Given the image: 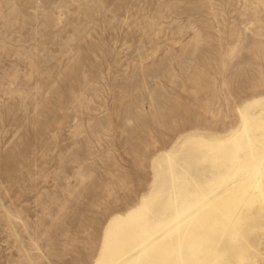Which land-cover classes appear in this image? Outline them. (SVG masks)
Masks as SVG:
<instances>
[{
  "label": "rangeland",
  "instance_id": "obj_1",
  "mask_svg": "<svg viewBox=\"0 0 264 264\" xmlns=\"http://www.w3.org/2000/svg\"><path fill=\"white\" fill-rule=\"evenodd\" d=\"M260 99L264 4L0 0V264H94L108 221L159 183L157 158L226 136Z\"/></svg>",
  "mask_w": 264,
  "mask_h": 264
},
{
  "label": "bare ground",
  "instance_id": "obj_2",
  "mask_svg": "<svg viewBox=\"0 0 264 264\" xmlns=\"http://www.w3.org/2000/svg\"><path fill=\"white\" fill-rule=\"evenodd\" d=\"M240 115L226 136H183L173 151L161 153L154 161L159 183L136 207L106 222L94 264H257L241 232L264 221V100ZM192 165L209 174L196 177Z\"/></svg>",
  "mask_w": 264,
  "mask_h": 264
}]
</instances>
